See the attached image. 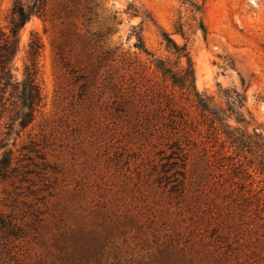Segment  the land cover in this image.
Returning <instances> with one entry per match:
<instances>
[{
  "label": "rangeland",
  "instance_id": "1",
  "mask_svg": "<svg viewBox=\"0 0 264 264\" xmlns=\"http://www.w3.org/2000/svg\"><path fill=\"white\" fill-rule=\"evenodd\" d=\"M21 1L35 14L13 56L15 0H0V264H264V0ZM164 34L200 95L243 99L229 124L257 146H233L164 81ZM34 42L44 101L8 137Z\"/></svg>",
  "mask_w": 264,
  "mask_h": 264
},
{
  "label": "trees",
  "instance_id": "2",
  "mask_svg": "<svg viewBox=\"0 0 264 264\" xmlns=\"http://www.w3.org/2000/svg\"><path fill=\"white\" fill-rule=\"evenodd\" d=\"M46 0H35V4L42 5ZM191 7L201 12V8L197 4H190ZM35 12L26 10L22 5L21 0H15V7L13 9V20L11 23V34L16 42L14 41L13 56L17 52V45L19 40V34L25 24L31 19ZM201 29L205 36L207 32L202 24ZM178 33L183 36V28L178 29ZM165 41L167 43V49L173 53L176 57V63L172 65L170 62L156 60V70L162 75L164 81L172 84L173 87L180 89L187 94L188 98H192L196 103L197 109L201 112L202 118L205 122L210 124V128L216 130L217 126H220L224 130V134L233 146L237 148H247L253 145L257 146L258 143L249 141L250 137L246 133L240 131V129H234L229 124L231 120L235 119L238 124L245 123L244 113L241 112L243 109V99L238 101V109L235 105L233 107L229 105L228 110L222 107L216 106L213 101L205 96L200 95L196 88V72L194 64L191 60L190 54L186 47H179L167 34H164ZM140 48L144 49L143 41L139 38ZM41 51V45L39 42H34L31 45L30 51V65L26 66L24 73V80L14 85L15 94L20 102V107L12 120L8 137H10L15 129V125L19 123L21 129L29 127L34 119L36 113L41 109L43 104V96L39 85V69H38V58ZM10 58L2 57L1 64L3 66V82L5 83V90L12 86V70H9L7 66L11 63ZM186 61V65L182 66V61ZM240 98V96L238 95ZM6 147L5 144H0V150ZM12 152H5L3 158L0 160V178H7V169L12 164Z\"/></svg>",
  "mask_w": 264,
  "mask_h": 264
}]
</instances>
